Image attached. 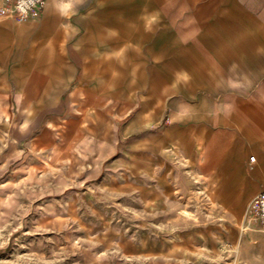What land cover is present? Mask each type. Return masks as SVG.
I'll use <instances>...</instances> for the list:
<instances>
[{
    "label": "crops",
    "instance_id": "crops-1",
    "mask_svg": "<svg viewBox=\"0 0 264 264\" xmlns=\"http://www.w3.org/2000/svg\"><path fill=\"white\" fill-rule=\"evenodd\" d=\"M119 43L127 44V67ZM217 92L241 96L217 99ZM169 93L184 98L169 101ZM0 103L13 105L20 141L30 121L63 112V103H95L79 127L101 141V159L125 147L99 183L117 182L112 170L127 163L133 178L150 182L142 189L150 201L171 191L160 185L183 179L162 162L173 150L213 203L236 201L238 256L225 262L264 264V229L243 218L245 201L264 191V0H45L26 22L0 15ZM166 117L178 123L162 125ZM222 232L224 241L234 238L232 229Z\"/></svg>",
    "mask_w": 264,
    "mask_h": 264
},
{
    "label": "rangeland",
    "instance_id": "rangeland-1",
    "mask_svg": "<svg viewBox=\"0 0 264 264\" xmlns=\"http://www.w3.org/2000/svg\"><path fill=\"white\" fill-rule=\"evenodd\" d=\"M171 14L175 15L169 12L168 19ZM119 44L115 52L127 67V44ZM111 46L104 45L108 64ZM231 95L241 96L216 93L217 99ZM183 98L169 93V101ZM63 105L61 113L50 112L39 123L30 121L34 128L20 141V121L12 118L13 105L0 103V264H228L225 260L236 259L234 236L243 226L235 223L239 212L235 200L229 201L228 208L213 203L204 180L197 182L186 159L173 150L162 154V162L174 165L180 171L176 176L181 174L183 179L160 185L171 191L162 195L158 190L156 201L147 200L142 191L150 182L143 176L133 178L127 163L112 170L117 182L99 183L111 171L110 160L122 155L125 147L118 145L114 155L101 159V141L77 124L96 104L80 109ZM122 122L118 121V128ZM176 123L166 117L162 125ZM223 123L217 121V133L223 131ZM41 132L43 145L37 140ZM207 142L203 137L202 149ZM205 154L200 152L201 162ZM251 199L245 201L243 218L257 224L247 216ZM229 229L235 231L229 233L234 238L224 241L222 231Z\"/></svg>",
    "mask_w": 264,
    "mask_h": 264
},
{
    "label": "built area",
    "instance_id": "built-area-1",
    "mask_svg": "<svg viewBox=\"0 0 264 264\" xmlns=\"http://www.w3.org/2000/svg\"><path fill=\"white\" fill-rule=\"evenodd\" d=\"M0 15L26 22L32 17H37L45 0H0ZM250 162L254 157L249 158ZM247 216L251 221L259 224L264 229V191L255 195L249 202Z\"/></svg>",
    "mask_w": 264,
    "mask_h": 264
}]
</instances>
